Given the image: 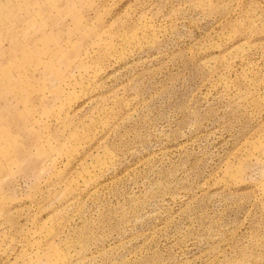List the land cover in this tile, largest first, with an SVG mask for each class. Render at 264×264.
Returning <instances> with one entry per match:
<instances>
[{
    "label": "rangeland",
    "instance_id": "1",
    "mask_svg": "<svg viewBox=\"0 0 264 264\" xmlns=\"http://www.w3.org/2000/svg\"><path fill=\"white\" fill-rule=\"evenodd\" d=\"M0 264H264V0H0Z\"/></svg>",
    "mask_w": 264,
    "mask_h": 264
}]
</instances>
